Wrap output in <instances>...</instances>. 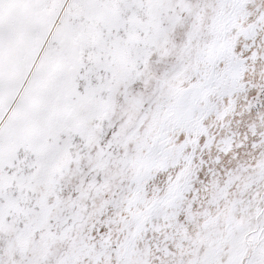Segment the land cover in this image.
Masks as SVG:
<instances>
[{
  "label": "snow or ice",
  "instance_id": "1",
  "mask_svg": "<svg viewBox=\"0 0 264 264\" xmlns=\"http://www.w3.org/2000/svg\"><path fill=\"white\" fill-rule=\"evenodd\" d=\"M0 264H264V0H0Z\"/></svg>",
  "mask_w": 264,
  "mask_h": 264
}]
</instances>
